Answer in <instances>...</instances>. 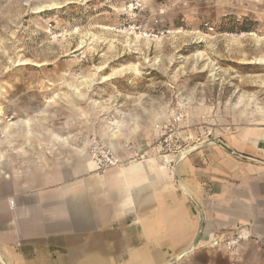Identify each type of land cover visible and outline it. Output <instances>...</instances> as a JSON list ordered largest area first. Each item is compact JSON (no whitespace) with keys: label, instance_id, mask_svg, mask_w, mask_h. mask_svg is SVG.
I'll return each mask as SVG.
<instances>
[{"label":"rangeland","instance_id":"1","mask_svg":"<svg viewBox=\"0 0 264 264\" xmlns=\"http://www.w3.org/2000/svg\"><path fill=\"white\" fill-rule=\"evenodd\" d=\"M260 58L264 0H0V129L29 120L103 144L125 118L177 153L215 142L234 107L264 114Z\"/></svg>","mask_w":264,"mask_h":264},{"label":"crops","instance_id":"2","mask_svg":"<svg viewBox=\"0 0 264 264\" xmlns=\"http://www.w3.org/2000/svg\"><path fill=\"white\" fill-rule=\"evenodd\" d=\"M234 109L218 145L180 161L150 128L110 122L101 142L119 163L104 170L90 140L5 124L0 264H264V114ZM235 235V254L212 246Z\"/></svg>","mask_w":264,"mask_h":264},{"label":"built area","instance_id":"3","mask_svg":"<svg viewBox=\"0 0 264 264\" xmlns=\"http://www.w3.org/2000/svg\"><path fill=\"white\" fill-rule=\"evenodd\" d=\"M90 158L94 161L99 170L108 169L117 166L119 160L115 157L111 148L106 147L99 142L90 143L88 150ZM241 235H235L233 238L225 240H213L212 246H222L228 255L235 254V248L244 241ZM229 264H235L234 261Z\"/></svg>","mask_w":264,"mask_h":264},{"label":"bare ground","instance_id":"4","mask_svg":"<svg viewBox=\"0 0 264 264\" xmlns=\"http://www.w3.org/2000/svg\"><path fill=\"white\" fill-rule=\"evenodd\" d=\"M53 8H57V6L56 5H51V6H49V8L48 9H53ZM255 63L256 64H263L264 65V59H257L256 61H255ZM152 65V64H151ZM100 69H102V68H100ZM216 71H217V69H215ZM99 71V70H98ZM125 71H131V72H133V73H135V74H138V68H137V66L136 65H131V66H128L126 69H118V70H115L114 71V73H112V74H110L109 76H106V77H103L102 78V80L103 81H107V80H110L111 78H113V76L114 75H116V74H122L123 72H125ZM125 74V73H124ZM84 83L85 84H88V85H90L91 84V82H89V81H84ZM243 98V97H242ZM247 100H249V98L247 99ZM254 100V99H253ZM255 101V100H254ZM239 102V101H238ZM243 102V101H242ZM245 102V101H244ZM253 103H255V102H253ZM256 104H257V102H256ZM248 106V105H247ZM257 107H259V106H257ZM262 107V106H261ZM264 110V109H263ZM262 113V112H261ZM0 114H1V108H0ZM262 116V115H261ZM190 139H191V137H190ZM203 143H207V141H202V142H200V143H194V144H191V145H188L187 147H185L184 149H182V150H180L179 152H178V154L176 155V161H180V160H182V159H184L189 153H191V152H193V151H195L198 147H199V145L200 144H203ZM90 145V144H89ZM165 160H167V159H165Z\"/></svg>","mask_w":264,"mask_h":264},{"label":"water","instance_id":"5","mask_svg":"<svg viewBox=\"0 0 264 264\" xmlns=\"http://www.w3.org/2000/svg\"><path fill=\"white\" fill-rule=\"evenodd\" d=\"M206 145H218V143H217V142H214V141H209V142H207V143L200 144L199 147H198L197 149H200V148H202V147H204V146H206ZM197 149H196V150H197ZM194 247H195V245H194Z\"/></svg>","mask_w":264,"mask_h":264}]
</instances>
